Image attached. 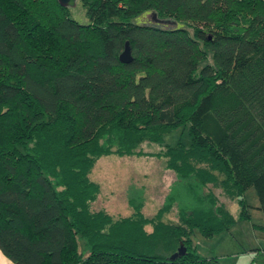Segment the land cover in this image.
Here are the masks:
<instances>
[{
  "label": "trees",
  "instance_id": "obj_1",
  "mask_svg": "<svg viewBox=\"0 0 264 264\" xmlns=\"http://www.w3.org/2000/svg\"><path fill=\"white\" fill-rule=\"evenodd\" d=\"M180 127L189 144L165 142ZM111 154H147L174 173L154 215L131 193L128 215L93 209L90 173ZM251 187L264 215V0H0V250L11 264H225L193 235L249 218Z\"/></svg>",
  "mask_w": 264,
  "mask_h": 264
},
{
  "label": "rangeland",
  "instance_id": "obj_2",
  "mask_svg": "<svg viewBox=\"0 0 264 264\" xmlns=\"http://www.w3.org/2000/svg\"><path fill=\"white\" fill-rule=\"evenodd\" d=\"M71 13L76 18L85 19L80 7L73 8ZM149 16L138 17L137 23H144ZM187 127H180L165 137V142L176 144L181 141L189 144ZM160 146L156 143H144L146 152H157ZM90 178L100 185V193L93 202V209L106 208L114 216L128 215L133 209L128 203L131 195L139 194L144 198L143 212L152 216L163 203L175 176L165 169L162 159L150 155L115 154L97 159ZM245 198L250 204V217L234 224L229 231L221 232L211 238H205L195 231L193 242L197 252L205 257L216 256L225 264H264V232L255 225L264 224V215L257 207L259 204L256 191L249 188ZM238 205L230 203L229 210L237 214ZM176 208L166 215L168 221L176 222ZM165 218V219H166Z\"/></svg>",
  "mask_w": 264,
  "mask_h": 264
},
{
  "label": "water",
  "instance_id": "obj_3",
  "mask_svg": "<svg viewBox=\"0 0 264 264\" xmlns=\"http://www.w3.org/2000/svg\"><path fill=\"white\" fill-rule=\"evenodd\" d=\"M57 1L63 7H75L76 3H77V0H57ZM151 19H152L153 23L175 25L174 20L160 19L157 17L155 12L151 13ZM131 59H132V57H131L130 47H129L128 42L126 41L124 44L123 50L119 54V60L123 63H129L131 61ZM185 251H186V248L181 243L180 246L178 247L177 251L170 256V259L177 258L178 256L184 254Z\"/></svg>",
  "mask_w": 264,
  "mask_h": 264
},
{
  "label": "crops",
  "instance_id": "obj_4",
  "mask_svg": "<svg viewBox=\"0 0 264 264\" xmlns=\"http://www.w3.org/2000/svg\"><path fill=\"white\" fill-rule=\"evenodd\" d=\"M0 264H11V261L0 250Z\"/></svg>",
  "mask_w": 264,
  "mask_h": 264
}]
</instances>
